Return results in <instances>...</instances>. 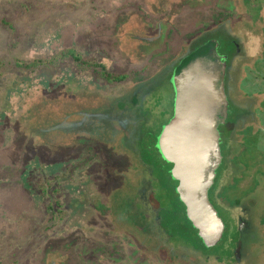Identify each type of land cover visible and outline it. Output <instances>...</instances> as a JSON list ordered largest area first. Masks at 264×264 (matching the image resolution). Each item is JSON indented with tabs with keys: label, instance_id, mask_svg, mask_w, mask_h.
Returning a JSON list of instances; mask_svg holds the SVG:
<instances>
[{
	"label": "rangeland",
	"instance_id": "374dc122",
	"mask_svg": "<svg viewBox=\"0 0 264 264\" xmlns=\"http://www.w3.org/2000/svg\"><path fill=\"white\" fill-rule=\"evenodd\" d=\"M208 39L230 108L212 248L154 146ZM0 264H264V0H0Z\"/></svg>",
	"mask_w": 264,
	"mask_h": 264
},
{
	"label": "water",
	"instance_id": "95a60500",
	"mask_svg": "<svg viewBox=\"0 0 264 264\" xmlns=\"http://www.w3.org/2000/svg\"><path fill=\"white\" fill-rule=\"evenodd\" d=\"M217 48L210 40L174 69L173 116L156 138L159 156L171 165L169 174L187 219L206 248L218 245L225 232L209 198L222 163L218 128L225 124L229 108L227 63Z\"/></svg>",
	"mask_w": 264,
	"mask_h": 264
},
{
	"label": "trees",
	"instance_id": "16d2710c",
	"mask_svg": "<svg viewBox=\"0 0 264 264\" xmlns=\"http://www.w3.org/2000/svg\"><path fill=\"white\" fill-rule=\"evenodd\" d=\"M218 20H220V19H218ZM217 20V22H219ZM209 40H212V39H208V40H206V41H209ZM64 54H65V56L66 57H70V58H72L75 62H77L78 60H77V57L75 56V53H74V51L73 50H66L65 52H64ZM114 79L115 80H118V81H123V80H125V77H114ZM230 109V108H229ZM229 115H228V119L226 120V122H225V124L224 125H222V126H220V132H221V139H224V136L230 131V128H229V123H230V121H229ZM155 150H156V152H157V149H156V140H155ZM221 146L223 147V141H222V144H221ZM158 153V152H157ZM160 157V156H159ZM164 163V162H163ZM164 165L165 166H167V172H168V175H169V177H170V174H169V170H170V168H171V165H169V164H166V163H164ZM212 203H213V201H212ZM181 205H182V207H183V213H184V215H185V220L187 221V223H188V227H190V229H191V232H190V234H194V233H192L193 232V227H192V225H191V223L188 221V219H187V217H186V213H185V207L183 206V204L181 203ZM213 205H214V203H213ZM185 227V229H186V226H184ZM168 232L170 233V235H172L173 237L175 236V235H177V236H182V237H184L185 239H188V238H186V236L187 235H189L188 233H186L185 232V230L183 229V228H176V229H170V231L168 230ZM194 232H195V230H194ZM196 233V232H195ZM189 242L192 244V245H194V246H196V244H195V242H194V240H192V238H191V236L189 237ZM199 239V238H198ZM200 240V239H199Z\"/></svg>",
	"mask_w": 264,
	"mask_h": 264
},
{
	"label": "flooded vegetation",
	"instance_id": "af4514ba",
	"mask_svg": "<svg viewBox=\"0 0 264 264\" xmlns=\"http://www.w3.org/2000/svg\"><path fill=\"white\" fill-rule=\"evenodd\" d=\"M219 128H220V126H219ZM218 128V131H219V133H220V148H221V155L223 154L222 152H223V148H222V146H221V144H222V141L224 140V139H221V132H220V129ZM223 165V155H222V163H221V165L220 166H222ZM214 187V186H213ZM213 188H211V190H212ZM210 190V191H211ZM210 191H209V193H210ZM210 196V195H209ZM210 198V197H209ZM187 217V216H186ZM189 221V220H188ZM196 232V231H195ZM197 237H198V235H197Z\"/></svg>",
	"mask_w": 264,
	"mask_h": 264
}]
</instances>
